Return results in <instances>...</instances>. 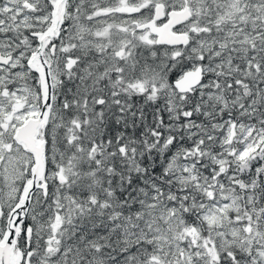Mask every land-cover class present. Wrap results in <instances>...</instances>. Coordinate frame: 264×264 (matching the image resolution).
Returning a JSON list of instances; mask_svg holds the SVG:
<instances>
[{
	"label": "snow or ice",
	"instance_id": "obj_1",
	"mask_svg": "<svg viewBox=\"0 0 264 264\" xmlns=\"http://www.w3.org/2000/svg\"><path fill=\"white\" fill-rule=\"evenodd\" d=\"M0 264H264V0H0Z\"/></svg>",
	"mask_w": 264,
	"mask_h": 264
}]
</instances>
